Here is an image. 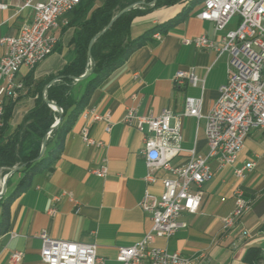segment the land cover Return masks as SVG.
<instances>
[{
    "label": "crops",
    "instance_id": "crops-1",
    "mask_svg": "<svg viewBox=\"0 0 264 264\" xmlns=\"http://www.w3.org/2000/svg\"><path fill=\"white\" fill-rule=\"evenodd\" d=\"M0 37L15 36L22 24L29 21L31 10L21 8L20 0H0ZM153 3V2H152ZM203 1L195 2L187 15L145 44L135 49L127 60L116 68L90 95L87 107L98 114L109 112L111 129L106 121H88L80 115L66 134L59 158L50 170L31 178L30 186L9 206L8 230L0 235V264H8L13 250L24 253L21 264H44L40 257L42 241L39 234L50 238L96 245V264H120L116 257L119 247L137 244L152 228L148 213L139 202L147 189L153 195L163 191L162 179L170 174L164 169L153 171L156 179L147 183L148 168L141 152L143 137L133 124L124 121L129 109L138 115L157 116L162 110L181 112L186 97H201V117L181 118V151L169 160L173 167L185 165L189 151L204 154L207 149L205 118L218 97V89L226 81L227 54L184 44L183 39L204 35L218 42L232 30L238 17H232L222 31L216 32L210 21L197 14ZM181 4L154 9L137 17L131 25L136 37L155 24L173 18ZM65 17L51 33L58 48L33 68L22 66L15 81L23 87L15 98L10 125L17 124L33 106L35 95L26 81L56 73L71 61L74 52L68 46L72 27L63 28ZM3 48L0 45V55ZM203 80L192 86H176L173 77L178 70H190ZM7 99V100H8ZM86 107V108H87ZM89 125V135L101 146L89 145L81 137L83 125ZM253 167L245 177L237 179L233 173L245 162ZM106 164L107 172L99 177L90 169ZM212 174L202 184V200L194 214L182 212L178 220L186 224L170 238L156 237L151 246L177 251L192 258V264H264V136L260 129H252L232 165L218 168L215 159L209 162ZM243 190L252 199L251 208L230 229H224L222 219L234 208L233 191ZM54 209L53 212L50 210ZM242 233H247L242 236ZM250 248H256L263 261L244 259ZM140 264H149L144 261Z\"/></svg>",
    "mask_w": 264,
    "mask_h": 264
},
{
    "label": "built area",
    "instance_id": "built-area-1",
    "mask_svg": "<svg viewBox=\"0 0 264 264\" xmlns=\"http://www.w3.org/2000/svg\"><path fill=\"white\" fill-rule=\"evenodd\" d=\"M21 8H29V21L22 24L15 36L0 37L3 48L0 55V126L6 99L15 98L22 89L21 82L15 81L17 71L22 67L33 68L52 53L57 38L51 31L58 27L59 20L72 10L80 0H20ZM6 4L0 3V9ZM238 23L232 30L224 33L218 42L201 35L183 39L184 44L200 49L216 51L217 55L227 54L226 81L218 89V97L205 118L207 149L204 154L189 151L185 165L173 167L169 160L181 151V118L183 116L199 119L202 115L201 97H186L181 112L174 113L164 109L157 116L138 115L129 109L124 121L133 124L143 137L142 154L146 158L147 183L156 177L155 169H164L170 176L162 179L163 191L156 196L145 190L139 206L150 215L152 228L135 245L119 247L117 261L120 264H192V258L164 248L151 246L154 238H170L186 224L178 220L182 212L194 214L198 211L203 191L202 184L212 174L209 162L215 159L218 168L232 165L242 149L244 140L252 129H260L264 136V0H207L203 2L197 17L210 21L216 32L225 29L232 17ZM66 24V21L63 22ZM160 38V37H156ZM176 86L186 83L196 86L202 84L192 69L178 70L173 77ZM110 113L98 114L87 107L82 119L106 121V131L111 129ZM81 137L89 145L101 146L102 142L89 135V125L81 128ZM251 161L245 162L233 173L237 179L245 177L253 167ZM90 172L103 177L106 164L90 169ZM234 208L222 219L224 229H230L252 205L241 188L233 191ZM51 212L54 209L50 210ZM264 233V224L262 227ZM247 233H242L245 236ZM42 241L40 257L44 264H96L95 244H85L69 240L50 238L45 232L39 234ZM23 251L13 250L8 264H21Z\"/></svg>",
    "mask_w": 264,
    "mask_h": 264
},
{
    "label": "trees",
    "instance_id": "trees-1",
    "mask_svg": "<svg viewBox=\"0 0 264 264\" xmlns=\"http://www.w3.org/2000/svg\"><path fill=\"white\" fill-rule=\"evenodd\" d=\"M138 1L141 0H80L64 16L66 24L63 28L74 29L68 43L74 52L73 59L54 74L36 79L30 77L26 81L28 90L32 89L35 95L34 104L14 126L10 125L14 103L6 99L0 126V180L13 168L16 170L9 176L6 191L0 196V235L8 230L11 202L30 186L35 174L53 167L60 156L66 134L87 107L93 90L121 66L135 49L150 40L155 32H164L182 20L192 5L201 0H144V4L120 14L95 39L88 57V45L94 35L102 31L121 9ZM150 2H153L151 6L148 5ZM176 4H181L182 9L173 18L153 25L139 36H131V25L137 17ZM57 48L58 42L53 51ZM88 66L89 74L75 80ZM44 91L47 99L62 109V116L59 124L49 132L45 150L39 156L45 135L59 117V113L44 102ZM15 174L19 176L14 178ZM244 259L255 263L263 261L256 248H250Z\"/></svg>",
    "mask_w": 264,
    "mask_h": 264
},
{
    "label": "water",
    "instance_id": "water-1",
    "mask_svg": "<svg viewBox=\"0 0 264 264\" xmlns=\"http://www.w3.org/2000/svg\"><path fill=\"white\" fill-rule=\"evenodd\" d=\"M140 4H144V0L138 1L137 3H134V4H131V5H128V6H126L125 8L121 9L118 13H116V14L114 15V17L110 20V22L108 23V25H107L102 31H100V32H98L96 35H94V37L90 40L89 45H88V52H87L88 57L90 56V48H91L93 42L95 41V39H96L98 36H100V35H101V34H102L107 28H109V26L113 23V21H114V20H115L120 14H122L123 12H125V11L131 9L132 7H134V6H136V5H140ZM89 60H90V58H89ZM89 71H90V67L88 66V67L86 68L85 72H84L81 76L75 78V80H79V79H83V78H85V77L89 74ZM53 81H54V80L50 81V82L46 85L45 89H46V88L49 86V84H50L51 82H53ZM43 100H44V102H45V103H46L51 109H53V110H55V111H57V112L59 113V117L56 119V121H55V122L53 123V125L50 127L48 133L45 135V137H44V139H43V142H42V145H41V149H40V152H39V156H41V155L43 154L44 150H45L46 140H47V138H48V136H49V132H50L52 129H54V128L59 124V122L61 121V116H62V109H61L60 107H58L55 103H53L52 101H49V100L47 99L46 94H45V91H44V93H43ZM15 170H16V168H13L11 171H9V172L3 177L2 182H1V184H0V196H2V195L5 193V191H6V187H7V180H8V178H9V176L12 174V172L15 171Z\"/></svg>",
    "mask_w": 264,
    "mask_h": 264
},
{
    "label": "rangeland",
    "instance_id": "rangeland-1",
    "mask_svg": "<svg viewBox=\"0 0 264 264\" xmlns=\"http://www.w3.org/2000/svg\"><path fill=\"white\" fill-rule=\"evenodd\" d=\"M153 3L152 2H150L148 5L149 6H151ZM236 19H237V17L235 16L233 19H232V23H234L235 21H236ZM19 176V174H15L14 175V178H16V177H18ZM3 179V178H2ZM2 179L0 180V184H1V182H2Z\"/></svg>",
    "mask_w": 264,
    "mask_h": 264
},
{
    "label": "bare ground",
    "instance_id": "bare-ground-1",
    "mask_svg": "<svg viewBox=\"0 0 264 264\" xmlns=\"http://www.w3.org/2000/svg\"><path fill=\"white\" fill-rule=\"evenodd\" d=\"M205 1H207V0H203V2H205ZM154 37H160V34H159V33H156V34H154ZM86 109H87V108H85V109L83 110L82 115H83V113H84V111H85Z\"/></svg>",
    "mask_w": 264,
    "mask_h": 264
}]
</instances>
